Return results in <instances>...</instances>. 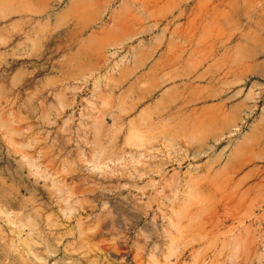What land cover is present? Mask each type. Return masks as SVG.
Segmentation results:
<instances>
[{
	"label": "rangeland",
	"instance_id": "374dc122",
	"mask_svg": "<svg viewBox=\"0 0 264 264\" xmlns=\"http://www.w3.org/2000/svg\"><path fill=\"white\" fill-rule=\"evenodd\" d=\"M230 5L0 0V264H264V7Z\"/></svg>",
	"mask_w": 264,
	"mask_h": 264
},
{
	"label": "bare ground",
	"instance_id": "6f19581e",
	"mask_svg": "<svg viewBox=\"0 0 264 264\" xmlns=\"http://www.w3.org/2000/svg\"><path fill=\"white\" fill-rule=\"evenodd\" d=\"M216 2L222 6L227 2L231 4L230 13H232L235 8L238 7L240 11L237 13L236 17L239 23L244 17H247L248 15L258 14L261 8L264 7V0H216ZM227 14L229 15L228 12L225 13L226 16Z\"/></svg>",
	"mask_w": 264,
	"mask_h": 264
}]
</instances>
